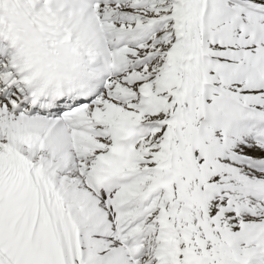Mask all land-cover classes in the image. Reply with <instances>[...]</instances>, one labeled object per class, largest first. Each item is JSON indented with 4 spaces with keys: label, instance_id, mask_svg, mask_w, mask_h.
<instances>
[{
    "label": "snow or ice",
    "instance_id": "1",
    "mask_svg": "<svg viewBox=\"0 0 264 264\" xmlns=\"http://www.w3.org/2000/svg\"><path fill=\"white\" fill-rule=\"evenodd\" d=\"M0 264H264V0H0Z\"/></svg>",
    "mask_w": 264,
    "mask_h": 264
}]
</instances>
